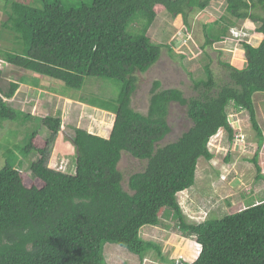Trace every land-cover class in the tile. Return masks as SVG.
<instances>
[{
    "label": "trees",
    "instance_id": "obj_1",
    "mask_svg": "<svg viewBox=\"0 0 264 264\" xmlns=\"http://www.w3.org/2000/svg\"><path fill=\"white\" fill-rule=\"evenodd\" d=\"M213 1L87 0L66 7L60 0H41L37 8L25 1L0 0V11L7 14L0 24V63L75 91H81L86 77L120 84L117 98L108 102L79 99L115 119L108 139L74 128L75 174L69 175L48 169V143L37 132L41 126L50 136L57 135L61 120L46 117L32 126L36 122L32 116L3 100L14 97L20 80L3 91L7 69L0 70V127L23 117L27 125L31 123L29 130L33 128L24 146L3 154L0 264H107L105 244L118 245L140 261L155 252L163 264H174L140 236L143 228L158 226L162 216L175 219L182 237L199 246L196 259L184 264H264V200H250L236 214L205 218L197 225L186 223L176 199L194 186L198 161L213 159L207 148L210 139L223 131L232 141L229 108L248 113L258 150L263 144L253 96L264 93V0H224L228 17L214 23L216 34L205 37L201 46L203 51L225 42L229 28L238 22L254 24L258 46L247 40L238 44L246 62L243 70L222 63L228 82L218 87L210 66H204L206 79L192 81L197 97L190 99L177 89L162 90L155 81L146 114L131 107L135 74L147 73L160 59L161 45L147 36L158 15L181 17L187 27L189 14L203 12ZM171 104L186 109L192 126L176 142L159 147L171 131L167 123ZM31 153L39 160L29 166L30 181L18 168ZM123 153L146 162L142 172L129 176L128 192L118 170ZM257 156L258 152L253 159L257 179L264 182Z\"/></svg>",
    "mask_w": 264,
    "mask_h": 264
},
{
    "label": "rangeland",
    "instance_id": "obj_2",
    "mask_svg": "<svg viewBox=\"0 0 264 264\" xmlns=\"http://www.w3.org/2000/svg\"><path fill=\"white\" fill-rule=\"evenodd\" d=\"M20 1H25L37 8L42 5L41 0ZM60 1L66 7H77L80 2H87V0ZM225 7L224 0H215L203 12H192L188 16L187 27L184 26L181 17L171 19L165 13L158 15L148 29L147 36L153 43L161 45L160 59L147 73L143 75L135 74L137 88L131 97L132 109L141 114H146L151 86L155 81L161 83L162 90H180L186 99L197 97L192 81H205L204 66L206 65L210 66L218 87L228 82L227 72L222 63H227L226 59L233 60L234 55H237V51L243 52L241 46L236 42H223L213 44L211 47L207 46L203 51L201 50V46L205 44V37L209 35L210 38H213L218 30L214 23L221 17H228ZM6 19L7 14L0 11V24ZM243 24L245 25L244 22L241 24L238 22L235 27L244 26ZM248 26L253 30L254 27L251 24ZM1 31L0 29V37H2ZM251 41L249 43L253 45V41ZM254 42L255 45L259 41L254 40ZM228 54L233 56L230 57ZM12 80L21 82V87L23 86L25 91L27 87L35 85L47 94L54 93L57 96L76 99L72 103H66L63 100L58 102L57 99L52 101L45 98L44 95H40L39 99L33 100L34 95L32 96L27 91L18 94L15 100L7 102L11 108L18 110L17 112H20L23 105L35 106L34 110H30V108L24 110L29 115L31 114L32 118L52 117L61 120L60 131L57 135L50 136V133L44 128L42 130L37 129V132L41 140L48 143L47 150L49 152L47 151V161L45 160L47 167L73 175L75 160L71 138L73 137L74 128L103 137L107 136L109 131L112 130L115 118L114 115L106 114L90 106L85 108V110L87 109V115L83 117L76 116L79 112L78 108L81 106L79 105L81 103L78 102L79 99L83 100L84 98V100L88 99L91 102L97 100L108 102L117 98L120 84L113 80L86 77L81 91H75L65 87L59 81L9 67L3 72L1 84L3 91L7 90L9 81ZM261 98H263V93L255 94L253 106L256 122L263 130L264 135V101ZM227 112L229 120H231V116H236V118H233L235 119L233 132L235 134L244 133L246 136L245 141H243L244 149L239 150L236 146L233 147L234 144L228 141L225 133H220V138L210 142L214 145L213 148L220 147V149L212 150L213 159L210 162L203 159L198 161L194 186L176 195L178 206L188 224L198 225L203 218L209 217L221 219L244 210L250 200L255 203L264 200V182L257 179L258 173L253 162L255 154L258 152L257 165L259 163L262 174H264V157L259 155V151L262 150L264 145H261L258 150L257 143H255L257 140L256 134L252 130L247 112L235 113L231 108ZM167 123L171 131L163 141L157 144L159 147L176 142L192 126L191 121L187 118L186 109L178 104L170 105ZM33 124L39 125V122L32 123V126ZM1 125L0 169L2 170L4 167L3 154L6 150L13 151L17 147L24 146L27 136L33 128H31V131L29 130L31 123L28 121V126L23 117L14 122H3ZM262 151L264 153V149ZM61 157L63 159H60ZM21 160L23 161V167L18 169L25 173L31 181L29 166L39 160V156L31 153L26 159ZM145 166L146 162L135 160L126 153L122 154L118 170L123 175L122 187L124 191L128 192L127 182L129 176L142 172ZM176 225V220L171 216H162L158 226L143 228L140 236L144 241L156 244L160 248L161 257L168 262L174 264L191 263L198 256L199 248L194 243V239L182 237ZM103 255L107 264H163L155 252H150L144 260L140 261L136 255L112 244L104 245Z\"/></svg>",
    "mask_w": 264,
    "mask_h": 264
},
{
    "label": "crops",
    "instance_id": "obj_3",
    "mask_svg": "<svg viewBox=\"0 0 264 264\" xmlns=\"http://www.w3.org/2000/svg\"><path fill=\"white\" fill-rule=\"evenodd\" d=\"M214 2V1H213ZM213 2H211V3H213ZM210 3V4H211ZM241 23H243V22H240L239 24H241ZM245 23V25L244 26H240V27H235V26H237V25H235V26H233V27H231V28H237V29H242V30H244V32H247V34H248V37H247V41L248 42H250L251 41V39H252V43H253V47H257L258 46V43H260V38H258L256 35H254L253 34V31L255 30V25L254 24H251V23H249V22H247V21H245L244 22ZM247 24V25H246ZM251 24V26L252 27H254L253 28V30H251L250 28H249V26L248 25H250ZM246 26V27H245ZM243 27V28H242ZM251 38V39H250ZM254 40H257V41H259L257 44H255L254 45ZM228 55H230V57L231 56H233V55H231V54H228ZM228 55H227V57H228ZM226 61H227V63H229L232 67H234V68H236L237 70H243L244 68H245V66H246V62H245V58H244V53L243 52H240V51H237V55H234V59L233 60H228V59H226ZM229 61V62H228ZM20 80V79H19ZM15 82V81H14ZM17 82V81H16ZM21 85L22 84H20L19 85V89L17 90V92H16V94L14 95V97L11 99V100H9V101H13V100H15L16 99V97L18 96V94H23L22 92H30V94L34 97L33 98V100H37V99H39V96L40 95H44L45 96V98H47V99H51L52 101H53V99H57V101L59 102L60 100H63L64 102H66V103H72L73 102V100H71V98L72 97H61V96H57L56 94H54V93H50V94H47V93H45L43 90H40L37 86L36 87H34L35 85H31V87H27V89H26V91L23 89V86L21 87ZM25 96V95H24ZM253 100H254V96H253ZM261 100H263L264 101V93H263V98H261ZM8 102V101H7ZM55 103V102H54ZM9 105V104H8ZM79 105H81L79 108H78V110H79V112L76 114V116H78V117H83L84 115H87V109L85 110V108H87V105H84V104H79ZM24 106H27V107H24ZM27 108H30V110L31 109H35V106H31V105H23L22 106V108H20V111L21 112H23V113H26V114H29L28 112H24V110L25 109H27ZM253 108H254V106H253ZM14 109V108H13ZM19 109V108H18ZM98 110V109H97ZM100 111V110H99ZM102 112V111H101ZM255 112V111H254ZM236 113V112H235ZM238 113V112H237ZM240 114L241 113H243V112H239ZM106 114H109V113H106ZM109 115H111V114H109ZM264 115V114H263ZM30 116H31V114H30ZM234 116V118H236V116L235 115H233ZM38 118V117H37ZM36 117L35 118H33V119H35L36 121H38L39 119H41V118H39V119H37ZM115 119V118H114ZM239 120V119H238ZM255 120H256V118H255ZM114 121V120H113ZM38 125V124H37ZM258 125V124H257ZM259 127V129H260V131H261V134H262V139H263V141H262V146L264 145V135H263V130L261 129V127L260 126H258ZM38 129H43L41 126L38 128ZM85 131V130H84ZM87 132V131H86ZM110 133H111V131H109V133L107 134V136H103L102 138H104V139H108L109 138V136H110ZM264 149V147L262 148V150ZM259 151V155L261 156V157H264V153H263V151ZM60 159H63V157H61ZM258 166H259V163H258ZM260 168V167H259ZM263 172H262V170H261V168H260V175H262L263 176V178H264V174H262Z\"/></svg>",
    "mask_w": 264,
    "mask_h": 264
},
{
    "label": "built area",
    "instance_id": "obj_4",
    "mask_svg": "<svg viewBox=\"0 0 264 264\" xmlns=\"http://www.w3.org/2000/svg\"><path fill=\"white\" fill-rule=\"evenodd\" d=\"M230 34H231V36H232V39H226L225 42H236L237 44H239V42L242 40V38L246 37L245 33H242L241 31H236V30H234V29L230 30ZM4 66H5L4 64L0 63V70H1ZM231 117H232V118H230L231 120H229V118H228V123H229L230 128L234 130L233 122L235 121V119H233L234 116H231ZM233 130H232V131H233ZM219 136H220V134L215 135V136L212 137V138L210 139V141L207 143V144H208V145H207L208 151H209L211 154H213V153H212V150H213V149H215V150L220 149V147H215V148H213L214 145H213V144H210V142L215 141L217 138H220ZM245 138H246V136H245L244 133L235 134V132H234V134H233V141L231 142V144H234L233 147L236 146L237 148H239V150H240V149H244V146H243L244 143H243V141H245ZM203 220H204V218L202 219V221H203Z\"/></svg>",
    "mask_w": 264,
    "mask_h": 264
},
{
    "label": "clouds",
    "instance_id": "obj_5",
    "mask_svg": "<svg viewBox=\"0 0 264 264\" xmlns=\"http://www.w3.org/2000/svg\"><path fill=\"white\" fill-rule=\"evenodd\" d=\"M232 29H234V30H236V31H241L242 33H245V35H246V37H244V38H242V40H246L247 39V37H248V34H247V32H244V30H242V29H237V28H229V30H228V35H227V38L226 39H232V36H231V34H230V30H232ZM8 67L5 65L1 70L2 71H4V70H6ZM10 82H14L13 80L12 81H9V83ZM5 102H7V101H9V100H5V99H3ZM11 100V99H10ZM220 133H224L223 131H219L217 134H220ZM216 134V135H217ZM233 134H234V132H233ZM232 141H233V137H232ZM231 141V142H232ZM230 142V143H231ZM73 146V145H72ZM72 149H73V147H72ZM74 150V149H73ZM74 155H75V151H74ZM73 158H74V160H75V157L73 156ZM75 162V161H74ZM48 169H50V168H48ZM51 170H54V169H51ZM55 171V170H54ZM57 172H61V173H64L65 171H60V170H58ZM64 174H67V173H64ZM74 174H75V171H74ZM73 174V175H74ZM71 175V174H70ZM181 193H183V192H181ZM181 193H179V194H181ZM205 220V219H204ZM203 220V221H204ZM198 248H199V246H197ZM200 250V249H199ZM199 252V251H198Z\"/></svg>",
    "mask_w": 264,
    "mask_h": 264
}]
</instances>
